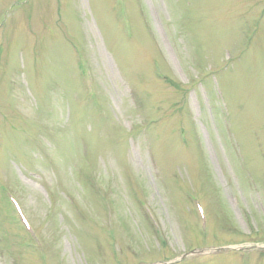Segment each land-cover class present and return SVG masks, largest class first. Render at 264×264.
Instances as JSON below:
<instances>
[{"label": "rangeland", "instance_id": "rangeland-1", "mask_svg": "<svg viewBox=\"0 0 264 264\" xmlns=\"http://www.w3.org/2000/svg\"><path fill=\"white\" fill-rule=\"evenodd\" d=\"M238 244L264 245V0H0V264ZM216 255L176 264H264Z\"/></svg>", "mask_w": 264, "mask_h": 264}]
</instances>
